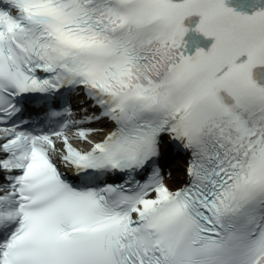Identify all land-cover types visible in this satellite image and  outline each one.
Instances as JSON below:
<instances>
[{
	"label": "snow or ice",
	"instance_id": "1",
	"mask_svg": "<svg viewBox=\"0 0 264 264\" xmlns=\"http://www.w3.org/2000/svg\"><path fill=\"white\" fill-rule=\"evenodd\" d=\"M192 13L214 41L187 54ZM257 66L264 7L7 0L0 264H264ZM165 138L186 153L177 186Z\"/></svg>",
	"mask_w": 264,
	"mask_h": 264
},
{
	"label": "bare ground",
	"instance_id": "2",
	"mask_svg": "<svg viewBox=\"0 0 264 264\" xmlns=\"http://www.w3.org/2000/svg\"><path fill=\"white\" fill-rule=\"evenodd\" d=\"M100 135H102V133H100ZM171 166H173V168H176V169H179V168H181V166L179 165V162L178 161H176L173 165H171ZM182 172L180 171H178V170H176L175 172H173V176H172V178L168 181L171 185H177V184H179L180 183V181H181V177H182Z\"/></svg>",
	"mask_w": 264,
	"mask_h": 264
}]
</instances>
